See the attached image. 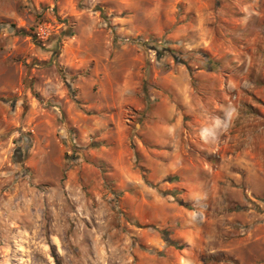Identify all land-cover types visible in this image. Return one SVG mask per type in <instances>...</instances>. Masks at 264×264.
I'll list each match as a JSON object with an SVG mask.
<instances>
[{"label":"rangeland","instance_id":"rangeland-1","mask_svg":"<svg viewBox=\"0 0 264 264\" xmlns=\"http://www.w3.org/2000/svg\"><path fill=\"white\" fill-rule=\"evenodd\" d=\"M0 264H264V0H0Z\"/></svg>","mask_w":264,"mask_h":264},{"label":"clouds","instance_id":"clouds-1","mask_svg":"<svg viewBox=\"0 0 264 264\" xmlns=\"http://www.w3.org/2000/svg\"><path fill=\"white\" fill-rule=\"evenodd\" d=\"M220 127H221V122L220 121H215L211 128L201 129V132H200L201 138L206 140L209 136H212L213 139H214L215 136H216L215 129L216 128H220Z\"/></svg>","mask_w":264,"mask_h":264},{"label":"crops","instance_id":"crops-1","mask_svg":"<svg viewBox=\"0 0 264 264\" xmlns=\"http://www.w3.org/2000/svg\"><path fill=\"white\" fill-rule=\"evenodd\" d=\"M14 15V14H13ZM8 16H12V13H8ZM70 46H72V48H78L79 47V43L77 42V45L75 44V45H65L64 47H63V49H62V54L63 55H61L62 56V58H65V56L67 55V50L70 48ZM65 48H67L66 50H65V52H64V49ZM63 62V61H62ZM83 88L84 89H87V85H85V86H83ZM83 89V90H84ZM91 133H97L98 132V130L95 132V131H90ZM102 136H104V134L102 133V132H100V136H97V137H94L95 139L94 140H96V138H100V137H102ZM94 140H92V141H94ZM90 149V148H89ZM91 152V151H90Z\"/></svg>","mask_w":264,"mask_h":264}]
</instances>
